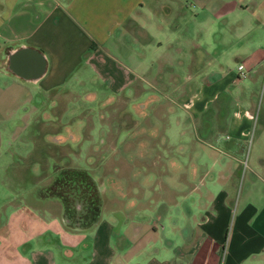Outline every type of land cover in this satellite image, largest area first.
Segmentation results:
<instances>
[{
    "label": "crops",
    "instance_id": "obj_1",
    "mask_svg": "<svg viewBox=\"0 0 264 264\" xmlns=\"http://www.w3.org/2000/svg\"><path fill=\"white\" fill-rule=\"evenodd\" d=\"M263 22L264 0H0V264H264Z\"/></svg>",
    "mask_w": 264,
    "mask_h": 264
},
{
    "label": "rangeland",
    "instance_id": "obj_2",
    "mask_svg": "<svg viewBox=\"0 0 264 264\" xmlns=\"http://www.w3.org/2000/svg\"><path fill=\"white\" fill-rule=\"evenodd\" d=\"M258 20H262V19H259L258 18ZM258 20H248L247 22L249 24H246V25L244 24L245 23V20H241L240 21V24L239 23H232L228 27L227 31H225L222 26H217L216 25L215 26L216 27V33L217 32H220V33H223V32H225V33L228 32L229 33L230 32V34L232 35V38H231V41L230 42H233V41H235L237 39V36L239 35V33H241V34L243 33L244 34L246 32L247 33L248 32H251L250 29L256 27V23H257ZM263 25H264V22H263ZM198 31L201 33L202 30L199 28ZM263 32H264V27H263ZM218 49L219 48H217L216 50H218ZM234 61H233V59H231V63L232 64L230 65V67L233 68V69L235 68V65H236V60H234ZM245 76H246V73L244 74V76H240V80H243L245 78ZM257 82H258L257 86L255 85L257 87V89H256V91L254 90V94H253V95H255L254 96L255 97L254 98V109L255 110H256V108L259 107L260 102H261L262 88H263V85H264V66H263V68L260 71V75H259V78H258ZM254 83H256V82H254ZM232 108H233V106H231V104H229V105H227L225 107V109H226V113H225L226 116H228L229 114H231V109ZM248 138H250V137H248ZM248 155H249V140H247V143H245V147H244V149L242 151V154H241V163L245 162V160H246V158H247ZM151 171L153 172V170H151ZM241 172H243V169H241ZM155 192H158V186H157V177L154 176V177L151 178V194H154ZM239 192H240V180L237 182V186H236V197H235V200L233 201V207H235V204H236V201H237ZM150 200L152 201V204L151 205L153 207L154 204H155L154 195H152V197L150 198ZM151 216H152V214H151ZM229 228L230 227H226L227 233L229 231Z\"/></svg>",
    "mask_w": 264,
    "mask_h": 264
},
{
    "label": "trees",
    "instance_id": "obj_3",
    "mask_svg": "<svg viewBox=\"0 0 264 264\" xmlns=\"http://www.w3.org/2000/svg\"><path fill=\"white\" fill-rule=\"evenodd\" d=\"M74 174L79 175L80 177H82V176L85 177V187H86L85 197H86V200H81V202H82L81 204H82L83 208H84V206L88 207V210L91 212V214L89 216L86 215V217H82L83 219L81 221L83 223H87L94 218L93 212L95 211V205L97 202L96 198H95L94 186H93V183L90 180L88 175L83 174L81 172H76ZM82 197H84V196H81V198ZM66 213L70 219H74L76 217L75 215H73V212L71 211V209H66ZM79 217H81V216H79ZM76 219H78V217H76Z\"/></svg>",
    "mask_w": 264,
    "mask_h": 264
},
{
    "label": "built area",
    "instance_id": "obj_4",
    "mask_svg": "<svg viewBox=\"0 0 264 264\" xmlns=\"http://www.w3.org/2000/svg\"><path fill=\"white\" fill-rule=\"evenodd\" d=\"M237 69H238V77H240V76H244L245 71H244V69H243V65H242V64H238V65H237Z\"/></svg>",
    "mask_w": 264,
    "mask_h": 264
}]
</instances>
